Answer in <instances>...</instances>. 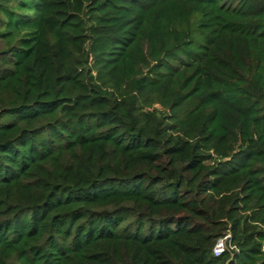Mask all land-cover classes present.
Segmentation results:
<instances>
[{"label": "trees", "instance_id": "trees-1", "mask_svg": "<svg viewBox=\"0 0 264 264\" xmlns=\"http://www.w3.org/2000/svg\"><path fill=\"white\" fill-rule=\"evenodd\" d=\"M0 42V264H264V0H0Z\"/></svg>", "mask_w": 264, "mask_h": 264}, {"label": "built area", "instance_id": "built-area-1", "mask_svg": "<svg viewBox=\"0 0 264 264\" xmlns=\"http://www.w3.org/2000/svg\"><path fill=\"white\" fill-rule=\"evenodd\" d=\"M230 234L227 233L226 235H224L223 237H220L217 239L215 245H214V249L213 252L215 255L219 256L222 253H224L226 250L230 249V250H235L237 249L235 245H233L230 242Z\"/></svg>", "mask_w": 264, "mask_h": 264}, {"label": "rangeland", "instance_id": "rangeland-1", "mask_svg": "<svg viewBox=\"0 0 264 264\" xmlns=\"http://www.w3.org/2000/svg\"><path fill=\"white\" fill-rule=\"evenodd\" d=\"M4 46V43L0 42V47Z\"/></svg>", "mask_w": 264, "mask_h": 264}]
</instances>
